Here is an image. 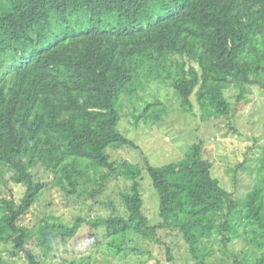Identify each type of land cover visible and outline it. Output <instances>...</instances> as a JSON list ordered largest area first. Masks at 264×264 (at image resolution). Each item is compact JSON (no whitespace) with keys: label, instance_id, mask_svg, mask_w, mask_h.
I'll return each instance as SVG.
<instances>
[{"label":"trees","instance_id":"16d2710c","mask_svg":"<svg viewBox=\"0 0 264 264\" xmlns=\"http://www.w3.org/2000/svg\"><path fill=\"white\" fill-rule=\"evenodd\" d=\"M152 83L173 89L186 112L194 95L207 119L237 112L246 87L264 95V0H0V167L25 188L17 203L0 176V243L12 246V257L40 264L19 221L45 190L31 171L41 165L78 198H95L115 177L131 182L120 194L126 216L86 221L104 229L111 255L138 251L128 246L133 238L160 243L158 232L167 231L195 264H206L213 246L232 264H264V155L241 198L212 176L198 145L177 162L144 161L159 201L160 222L148 223L141 169L116 165L107 150L134 147L118 128L122 98L138 100ZM231 88L239 90L235 107L225 95ZM165 113L155 100L135 118L156 122ZM91 182L96 188L87 192ZM52 219L36 226L46 252L85 222ZM234 242L242 244L237 254L228 247Z\"/></svg>","mask_w":264,"mask_h":264},{"label":"rangeland","instance_id":"374dc122","mask_svg":"<svg viewBox=\"0 0 264 264\" xmlns=\"http://www.w3.org/2000/svg\"><path fill=\"white\" fill-rule=\"evenodd\" d=\"M239 90L231 88L225 95L236 105ZM155 100L162 103L166 113L159 121L143 118L137 121L135 116L143 111L146 102ZM192 107L186 112L174 95L173 89L158 83H152L138 91V100L123 97L120 107L118 128L134 147L108 149L110 161L116 165L128 162L141 169L137 179L143 198V213L150 225H157L159 201L156 191L144 169V161L152 166H162L177 162L191 146L201 148L202 157L211 163L212 176L221 186L241 198L248 192L256 180L257 170L264 155V95L256 87H246L237 105L239 110L226 118H204L194 95L190 97ZM235 107V106H234ZM150 112V111H149ZM4 185L10 190L15 202L24 195L25 188L13 182V172L0 167ZM34 178L46 185L38 201L24 215L19 224L28 229L30 238L27 248L35 255L40 264H64L66 261H83L84 264H195L187 245L179 236L159 231L160 243L147 242L133 238L128 246L138 251H129L126 256L111 255L108 240L103 228L94 230L86 221L111 215L126 216L120 194L129 189L131 182L123 177H115L106 182L102 192L95 198L83 195H68L54 185V175L41 165L31 169ZM96 188L88 183L86 191ZM82 193V190H79ZM72 227L76 218L83 222L71 238L56 236L46 252L36 245V226L46 220ZM110 240V239H109ZM166 247L170 254L166 253ZM235 253L242 244L234 242L228 246ZM12 246L0 243V259L7 264H27L23 254L12 257ZM213 255L206 258V264H232L230 256H223L217 247L212 248ZM171 257V259H170Z\"/></svg>","mask_w":264,"mask_h":264}]
</instances>
